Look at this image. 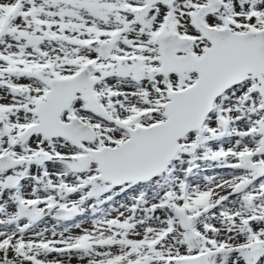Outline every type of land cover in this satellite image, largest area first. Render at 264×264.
<instances>
[{
    "label": "snow or ice",
    "instance_id": "6c2138e0",
    "mask_svg": "<svg viewBox=\"0 0 264 264\" xmlns=\"http://www.w3.org/2000/svg\"><path fill=\"white\" fill-rule=\"evenodd\" d=\"M0 264H264V0H0Z\"/></svg>",
    "mask_w": 264,
    "mask_h": 264
}]
</instances>
